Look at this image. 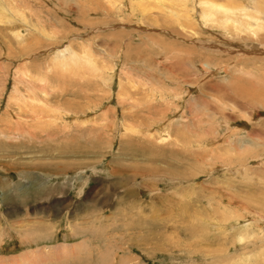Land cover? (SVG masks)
Wrapping results in <instances>:
<instances>
[{
  "label": "rangeland",
  "instance_id": "374dc122",
  "mask_svg": "<svg viewBox=\"0 0 264 264\" xmlns=\"http://www.w3.org/2000/svg\"><path fill=\"white\" fill-rule=\"evenodd\" d=\"M135 1L0 0V264H264V0Z\"/></svg>",
  "mask_w": 264,
  "mask_h": 264
},
{
  "label": "bare ground",
  "instance_id": "6f19581e",
  "mask_svg": "<svg viewBox=\"0 0 264 264\" xmlns=\"http://www.w3.org/2000/svg\"><path fill=\"white\" fill-rule=\"evenodd\" d=\"M131 1V0H130ZM134 0H132V2H133ZM138 1V0H137ZM137 1H135V2H137ZM185 1V0H184ZM194 2H195V0H194ZM197 2V1H196ZM244 2V1H243ZM242 2V3H243ZM182 3V2H181ZM220 3V2H219ZM254 3V2H253ZM245 4V3H244ZM244 4H239V6L238 7H235V8H223L224 10V12H229L230 14H228V16H226V14L224 15L225 16V20L224 21H232V24H233V26L235 27V28H238V29H245L246 31H249V32H253V33H256L257 31H260L261 29H263L264 28V25L262 24V22H261V18L260 17H257L255 14H253V12L252 11H255V12H257V13H260L261 15H262V13L264 12H261L258 8H255L254 6H252V7H248L247 5L246 6H244ZM199 5H210L211 7H213V6H217V7H219L220 6V4L218 5V4H216V3H213V2H211L210 0H201V1H199ZM193 6V5H192ZM198 6V5H197ZM227 6V5H226ZM236 6V5H235ZM251 6V5H250ZM256 6H257V4H256ZM202 12V11H201ZM205 13V12H204ZM203 14V13H202ZM235 14V17L233 16ZM207 15V13H205V16ZM253 15H255V16H253ZM200 16V15H199ZM223 17V16H222ZM224 18V17H223ZM263 18V17H262ZM206 19V18H205ZM251 19H253V20H251ZM215 20H217V19H215ZM243 20V21H242ZM209 21V20H208ZM243 23V24H242ZM223 25H225V24H223ZM229 25V24H228ZM241 25L244 27V28H240L241 27ZM241 31V30H240ZM243 31V30H242ZM235 37V36H234ZM68 51H71L72 53H70V52H67L69 55L67 56V55H65L64 56V54H61L60 56H61V58L60 59H58L59 61H57L56 62V64H57V66L61 63V64H63V61H65V62H67V60L68 59H71L72 61H75L76 60V58H77V55H75V53H74V51L73 50H68ZM65 53V52H64ZM62 56H64V57H62ZM59 57V56H58ZM57 57V58H58ZM70 61V60H69ZM68 61V62H69ZM71 62V61H70ZM55 64V65H56ZM66 64V63H65ZM59 66H64V67H69L68 65L66 66V65H59ZM56 67V66H55ZM33 101V100H32ZM63 111V110H62ZM66 112V111H65ZM59 113H61V112H59ZM65 114V113H64ZM67 114V113H66ZM61 115V114H60ZM63 115V114H62ZM67 117V116H66ZM68 251V250H67ZM66 252V251H65ZM64 252V253H65ZM16 264V263H15Z\"/></svg>",
  "mask_w": 264,
  "mask_h": 264
}]
</instances>
